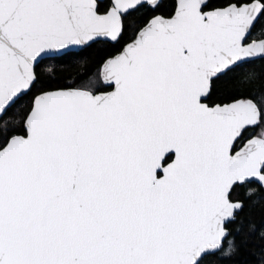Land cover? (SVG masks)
<instances>
[{
	"label": "snow or ice",
	"instance_id": "obj_1",
	"mask_svg": "<svg viewBox=\"0 0 264 264\" xmlns=\"http://www.w3.org/2000/svg\"><path fill=\"white\" fill-rule=\"evenodd\" d=\"M0 264H264V0H0Z\"/></svg>",
	"mask_w": 264,
	"mask_h": 264
},
{
	"label": "trees",
	"instance_id": "obj_2",
	"mask_svg": "<svg viewBox=\"0 0 264 264\" xmlns=\"http://www.w3.org/2000/svg\"><path fill=\"white\" fill-rule=\"evenodd\" d=\"M60 71L62 72L63 75L67 76L71 73H74L76 70L71 67V66H63Z\"/></svg>",
	"mask_w": 264,
	"mask_h": 264
}]
</instances>
